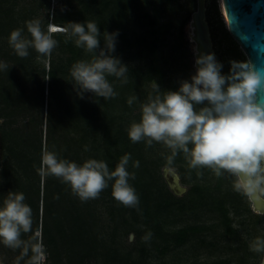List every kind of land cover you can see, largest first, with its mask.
Returning <instances> with one entry per match:
<instances>
[{
	"label": "trees",
	"instance_id": "1",
	"mask_svg": "<svg viewBox=\"0 0 264 264\" xmlns=\"http://www.w3.org/2000/svg\"><path fill=\"white\" fill-rule=\"evenodd\" d=\"M131 1L133 6L126 0H57L54 6L51 0H0V63L9 68L0 71V206L9 192L24 193V203L32 209L33 225L32 232L22 233L21 239L41 234L37 239L42 238L45 246V264H137L133 245L126 247L121 241L126 231L142 241V246L158 249L163 243L161 248L184 243L189 231L195 230L164 231L162 215L172 206L168 200L173 194L155 184L156 166L146 161L154 144L133 143L127 135L131 124L140 122V105L154 94L151 84L164 86L165 92L170 88L164 79V38L154 26L156 18L150 19L146 13L149 27L132 34L130 25L139 17L135 12L139 0ZM73 2L77 3L75 7ZM32 20H39L46 33L52 24L66 27L70 22L94 21L101 33V48L105 32L118 33L112 55L127 66V83L107 76L117 93L114 98L91 93L79 98L70 69L78 61L91 62L93 54L77 47L75 37L65 42V34L57 32L52 34L58 43L50 58L39 56L32 48L27 57L17 56L8 37L19 28L25 38L31 39L26 22ZM224 30L227 33L225 26ZM187 71L180 70L181 78ZM132 96L137 99L129 106L127 101ZM45 149L78 166L89 159L102 160L110 171L130 153L127 170L135 172L136 178L129 184L138 195V209L113 199L114 181L108 182L98 198L81 201L59 178L41 177L37 169ZM132 161H139V167L132 168ZM221 215L227 225L226 211ZM125 217L131 219L130 223ZM148 232L152 236L145 242L142 238ZM19 251L0 244L5 264H15Z\"/></svg>",
	"mask_w": 264,
	"mask_h": 264
},
{
	"label": "clouds",
	"instance_id": "2",
	"mask_svg": "<svg viewBox=\"0 0 264 264\" xmlns=\"http://www.w3.org/2000/svg\"><path fill=\"white\" fill-rule=\"evenodd\" d=\"M26 29L31 39L25 38L19 28L8 37L10 46L21 58L29 55V48L41 57L50 58L58 43L52 34L57 32L65 34V42L75 37L77 47L93 54L91 62L81 60L70 69L79 98L83 99L85 93L114 98L117 93L107 76L127 83V66L112 55L118 33L105 32L101 48V33L94 21L70 22L66 27L50 25L46 33L39 20H32L26 22ZM229 63V73L225 75L223 64L214 53L199 54L194 62L195 74L190 80L181 81L177 91L162 94L159 85L153 82L154 94L142 105L140 122L131 124L127 135L133 143L145 141L150 147L156 142L170 149L167 166L173 165L176 156L182 153L189 168H208L217 177L227 173L235 178L236 191L264 199V66L257 67L250 61ZM8 70L6 63H0V71ZM136 99L130 97L128 105ZM131 159L130 153L124 154L115 170L110 171L102 160L89 159L78 166L45 149L37 171L41 177L59 178L81 201L98 198L108 182L114 181L113 199L127 208L138 209V195L129 184V180L136 178L135 172L127 170ZM131 166L138 168L139 161H132ZM24 201V193L9 192L0 206V244L20 250L15 264L22 261L45 264V246L42 238L37 239L41 234L37 232L29 240L21 239L22 233L32 232L33 225L32 209ZM151 236L148 232L142 239L147 242ZM249 250L264 253V238L256 237L250 242Z\"/></svg>",
	"mask_w": 264,
	"mask_h": 264
},
{
	"label": "rangeland",
	"instance_id": "3",
	"mask_svg": "<svg viewBox=\"0 0 264 264\" xmlns=\"http://www.w3.org/2000/svg\"><path fill=\"white\" fill-rule=\"evenodd\" d=\"M54 6L57 0H51ZM133 6V2L126 0ZM139 0L135 12L139 17L130 27L132 34L138 35L149 27L150 19L155 16L157 28L161 33V47L164 64V79L169 82L168 91H177L180 82L190 80L195 74V43L191 39L189 26L191 14L196 10V0ZM76 2H73L74 7ZM205 18L210 30L212 48L216 59L223 64L222 74L229 73L230 61H247L237 43L224 30V20L219 0H205ZM183 24L182 29H180ZM50 26V25H49ZM131 65V63H129ZM188 71L181 78L180 70ZM161 93L166 88H160ZM140 107H142L140 105ZM201 107V106H197ZM153 151L146 158L154 163L155 184L163 191L169 189L163 170L171 168L180 178V185L185 189L181 195L168 200L169 211L162 215L164 231L176 233L181 229L193 227L186 241L180 245L170 244L166 248L154 249L142 246L131 231L122 235L121 241L126 247L133 245L132 256L137 264H261L264 253L249 250V244L256 237L264 238V213L253 211L247 194L234 189V177L225 173L217 177L208 168L191 169L182 153H179L173 165H166L170 149L162 143L153 142ZM191 147V146H189ZM166 187V188H165ZM170 190V189H169ZM228 193V194H227ZM227 213L225 225L221 213ZM129 221L130 218L125 217ZM126 221L123 219V222ZM125 223V222H124ZM129 226V225H128ZM146 249L141 252L140 248ZM131 248V247H130ZM0 264H5L0 255Z\"/></svg>",
	"mask_w": 264,
	"mask_h": 264
},
{
	"label": "water",
	"instance_id": "4",
	"mask_svg": "<svg viewBox=\"0 0 264 264\" xmlns=\"http://www.w3.org/2000/svg\"><path fill=\"white\" fill-rule=\"evenodd\" d=\"M219 1L227 33L241 48L247 61L257 67L264 66V0ZM205 11V0H196V10L191 14L189 23L191 39L195 43V59L199 54L214 53ZM163 175L173 194L185 192L174 171L164 169ZM247 197L253 211L264 213V199L251 194ZM261 264H264V256Z\"/></svg>",
	"mask_w": 264,
	"mask_h": 264
},
{
	"label": "bare ground",
	"instance_id": "5",
	"mask_svg": "<svg viewBox=\"0 0 264 264\" xmlns=\"http://www.w3.org/2000/svg\"><path fill=\"white\" fill-rule=\"evenodd\" d=\"M219 3H220V7H221V2L219 1ZM52 26H56V25L52 24Z\"/></svg>",
	"mask_w": 264,
	"mask_h": 264
},
{
	"label": "flooded vegetation",
	"instance_id": "6",
	"mask_svg": "<svg viewBox=\"0 0 264 264\" xmlns=\"http://www.w3.org/2000/svg\"><path fill=\"white\" fill-rule=\"evenodd\" d=\"M209 32H210V30H209ZM213 47V46H212ZM214 51V50H213ZM215 54V53H214ZM180 179V178H179Z\"/></svg>",
	"mask_w": 264,
	"mask_h": 264
}]
</instances>
